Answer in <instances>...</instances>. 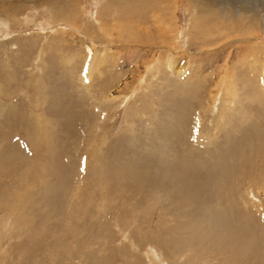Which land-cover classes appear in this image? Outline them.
Instances as JSON below:
<instances>
[{
  "label": "rangeland",
  "instance_id": "rangeland-1",
  "mask_svg": "<svg viewBox=\"0 0 264 264\" xmlns=\"http://www.w3.org/2000/svg\"><path fill=\"white\" fill-rule=\"evenodd\" d=\"M49 1L0 9V264H264V9Z\"/></svg>",
  "mask_w": 264,
  "mask_h": 264
},
{
  "label": "bare ground",
  "instance_id": "bare-ground-1",
  "mask_svg": "<svg viewBox=\"0 0 264 264\" xmlns=\"http://www.w3.org/2000/svg\"><path fill=\"white\" fill-rule=\"evenodd\" d=\"M16 1L18 0H0V9L1 11H3L4 13H6L7 15L10 16V14H12V10L15 11V14H16V9H19L20 11L23 10V7H25L26 4H34V0H19L18 3H16ZM57 1V0H50L48 2V8L50 9H47L49 10L50 12H54L53 9H55V5H54V2ZM173 2H175V0H172ZM29 2V3H28ZM143 2H146L144 0H131V1H128V2H124L125 4L127 5H124V8H125V11L127 14L131 15L132 16V11L133 9L136 7L137 4H140V3H143ZM166 2H169L171 3L169 0H155L153 1V3H155V5H157V7L160 9V11H164L163 9L166 10L167 14L170 15V19L172 20V22H174L176 20V16H175V11L172 10V7L166 3ZM62 3V0H59V4ZM176 3V2H175ZM190 4H193V3H198L200 9H199V13H200V16L197 20H194V25H193V29L196 30V34L198 36H196V38L200 39V40H204L205 38L207 37H212L215 35V33L217 32V35L220 34L222 35L220 31L217 27H213V22H212V19L213 20H217V16L220 14L221 18L225 19V20H220L221 22L224 21L225 22H230L228 23V27H229V32L228 35L226 34V37L228 38H233L235 35L237 34H240L241 36L240 37H243V35L245 34H242L244 27L243 26H254L255 24H257L259 22V19H260V16H261V10L264 9V0H190L189 1ZM114 5V4H113ZM176 5V4H175ZM39 6V5H38ZM152 6V5H151ZM44 7V6H42ZM45 8V7H44ZM58 8V7H57ZM151 8V7H150ZM156 9V7H155ZM58 10H61V9H58ZM114 11V10H113ZM132 12V13H131ZM55 13V12H54ZM71 13V11H70ZM114 13V12H113ZM163 13V12H162ZM216 13H219L218 15ZM136 15V14H135ZM65 16V15H64ZM152 16V15H151ZM155 16V14H154ZM11 17H14L16 18L17 16H11ZM54 17H57L56 16V13L54 14ZM53 17V18H54ZM140 17V16H139ZM158 17V16H157ZM156 17V18H157ZM196 17V16H195ZM101 18V17H100ZM132 17H128V19H130ZM135 18V17H134ZM220 18V19H221ZM195 19V18H194ZM66 20V19H65ZM100 20V19H99ZM102 20V19H101ZM55 21V20H54ZM67 21V20H66ZM65 21V22H66ZM95 21V20H94ZM68 22V21H67ZM121 22L124 23L123 19H121ZM128 22H130L131 24H127V28H128V31L130 33V35L133 37L134 34H136L137 32H135V29H137V27H134V22L135 21H132V20H129ZM17 23V21H16ZM155 23V22H154ZM157 23V21H156ZM166 23V22H165ZM220 23V22H219ZM6 24V23H5ZM103 24V23H102ZM105 24V23H104ZM108 24V23H107ZM114 24V22H113ZM159 24V22H158ZM168 24V23H167ZM223 24V23H222ZM235 24V25H234ZM259 24V23H258ZM169 25V24H168ZM241 27H239V26ZM154 26V25H153ZM189 26V25H188ZM215 26V25H214ZM238 26V27H237ZM105 27V26H104ZM243 27V28H242ZM256 27V26H255ZM107 27H105V30H106ZM192 28H190L192 30ZM248 28V27H247ZM100 29V27H99ZM109 29V28H108ZM156 29H157V26H156ZM163 29V28H162ZM169 29H170V26H169ZM176 32H175V35L178 31V28L176 27ZM262 29V28H261ZM110 30V29H109ZM161 30V28H160ZM190 30V32H191ZM245 30V29H244ZM251 31L253 30L250 29ZM140 31V30H139ZM104 32V30H103ZM108 32V31H107ZM142 32V31H141ZM160 32V31H159ZM163 32V30L161 31V33ZM165 32V31H164ZM163 32V33H164ZM172 32V30H171ZM248 32V31H247ZM257 32V31H256ZM119 33H121L119 31ZM227 33V32H226ZM246 33V32H245ZM105 34V33H104ZM112 34V33H110ZM122 34V33H121ZM120 34V35H121ZM159 34V33H158ZM172 34V33H171ZM179 34V33H178ZM195 34V35H196ZM225 34V33H224ZM174 35V33H173ZM194 35V34H193ZM252 35V33H251ZM103 36V35H102ZM122 36V35H121ZM126 36V34H125ZM162 36V35H161ZM192 36V35H190ZM248 36V35H247ZM91 37V36H90ZM107 37V36H106ZM124 37V35H123ZM121 37V38H123ZM165 37V36H164ZM163 37V38H164ZM170 37V36H169ZM177 37V36H176ZM236 37V36H235ZM234 37V38H235ZM99 38V37H98ZM103 38V37H102ZM162 38V39H163ZM171 38H174L171 36ZM179 38V37H178ZM177 38V39H178ZM213 38V37H212ZM218 38V37H217ZM216 38V39H217ZM222 38V37H221ZM245 38V37H244ZM127 42L128 39L130 40L131 37H127ZM167 39V38H166ZM197 39V40H198ZM215 39V38H214ZM219 39V38H218ZM217 39V40H218ZM226 39V38H225ZM124 40V38H123ZM136 40V39H135ZM139 40V39H138ZM173 40V39H172ZM251 40V39H250ZM100 41V40H99ZM105 41V40H103ZM122 41V39H121ZM137 41V40H136ZM161 41V39H160ZM241 41V40H240ZM173 42L175 45L179 44L178 40H175L174 41H171ZM193 42V40H192ZM198 42V41H197ZM208 42V41H207ZM211 42V41H210ZM237 41L234 40L233 43H235ZM143 43V42H142ZM165 43V42H164ZM199 43V42H198ZM217 43V42H215ZM202 44H207V43H202ZM230 44V43H229ZM195 45V44H194ZM197 45V44H196ZM171 47H173V45H171ZM164 48V47H163ZM200 48V47H199ZM199 50V49H198ZM94 60V59H93ZM171 62V61H170ZM169 63V62H168ZM183 72L182 70V67L177 71L178 74H181ZM258 163V162H257ZM253 166V165H252ZM257 171H259L257 169ZM252 174V172H251ZM250 174V175H251ZM257 175V174H256ZM253 176V174H252ZM250 176V177H252ZM253 178V177H252ZM262 184H263V187L261 189V187H258L260 188L258 191H263L264 190V180L262 181ZM253 195V194H252ZM214 205V204H213ZM152 251V250H151ZM149 254V253H148ZM148 259H149V256H148ZM156 262V260H154ZM198 262V261H197ZM206 262V261H205ZM201 263V262H199ZM204 264V263H203Z\"/></svg>",
  "mask_w": 264,
  "mask_h": 264
}]
</instances>
